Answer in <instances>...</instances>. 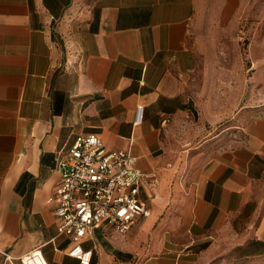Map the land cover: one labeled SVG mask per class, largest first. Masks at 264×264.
<instances>
[{"label": "crops", "instance_id": "1", "mask_svg": "<svg viewBox=\"0 0 264 264\" xmlns=\"http://www.w3.org/2000/svg\"><path fill=\"white\" fill-rule=\"evenodd\" d=\"M263 13L264 0H0V264L40 246L48 264H81L55 188L82 133L147 175L149 214L88 231L91 264L264 258V41L247 88L240 33ZM230 116L243 126L227 142Z\"/></svg>", "mask_w": 264, "mask_h": 264}, {"label": "built area", "instance_id": "2", "mask_svg": "<svg viewBox=\"0 0 264 264\" xmlns=\"http://www.w3.org/2000/svg\"><path fill=\"white\" fill-rule=\"evenodd\" d=\"M61 169L62 180L55 188V213L62 219L59 232L73 241L68 254L91 264L93 249L82 243L88 231L110 225L125 234L149 214L142 195L147 175L130 151L108 148L96 133L76 136ZM21 259L24 264H48L41 246Z\"/></svg>", "mask_w": 264, "mask_h": 264}, {"label": "rangeland", "instance_id": "3", "mask_svg": "<svg viewBox=\"0 0 264 264\" xmlns=\"http://www.w3.org/2000/svg\"><path fill=\"white\" fill-rule=\"evenodd\" d=\"M251 22L252 20L248 21L247 18L244 19L243 26L240 29L242 36L241 63L245 68L244 82L247 88L253 86V71L250 70L253 64L251 56L252 42L256 38L255 36H260L261 41H264V13L259 20L255 21L254 26H252ZM258 23L260 24L259 29L256 27ZM261 47V57L258 61L260 62L261 69H264V48L263 45H261ZM260 83L262 84L261 88H263L264 74L260 77ZM257 95V101L264 102V90L258 92ZM242 126V123L237 118L230 116L228 120L222 124V127H220L219 130L226 131L227 142H230L235 139L236 134L241 131ZM189 264H264V258L247 257L238 250L225 252L218 248L216 251L203 250L197 252Z\"/></svg>", "mask_w": 264, "mask_h": 264}]
</instances>
